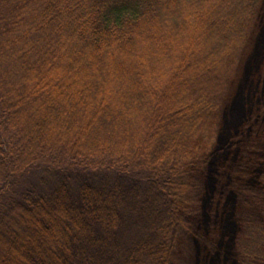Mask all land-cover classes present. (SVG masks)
<instances>
[{"label": "trees", "instance_id": "trees-1", "mask_svg": "<svg viewBox=\"0 0 264 264\" xmlns=\"http://www.w3.org/2000/svg\"><path fill=\"white\" fill-rule=\"evenodd\" d=\"M170 1L201 0H0V238L14 241L8 252L15 264H183L182 249L194 240L197 260L222 264L233 255L237 264H264V161L255 162L263 154L250 140L253 123L264 121L252 102L264 92V0H232L233 17L225 8L221 20L233 19L242 42L251 33L255 44L246 54L258 60L250 72L257 75L250 80L238 65H226L227 76L207 85L231 92L210 91V104L200 95L182 102L163 122L155 114L143 127L137 160L120 153V125L134 104L132 90L106 92L110 77L118 78L113 57L130 53ZM191 114L197 133L183 138L171 122ZM200 114L211 117V129ZM224 126L222 140L201 150L207 133ZM234 166L239 170L230 172ZM205 172V186L198 185L193 174ZM232 175L259 187L257 223L250 214L257 205L238 207L236 186L246 183ZM203 215L207 234L226 242L219 251L200 232Z\"/></svg>", "mask_w": 264, "mask_h": 264}, {"label": "rangeland", "instance_id": "rangeland-1", "mask_svg": "<svg viewBox=\"0 0 264 264\" xmlns=\"http://www.w3.org/2000/svg\"><path fill=\"white\" fill-rule=\"evenodd\" d=\"M231 1L232 0H201L200 2H195L192 5H185L183 2L173 3L170 1L167 4L165 10H162L165 11V14H162L161 18H157V21L153 20L150 24L151 26H149V29L143 30V33H141L139 38H137L135 41L134 49L130 53H125L124 51H115L113 57L115 63L113 64L114 68L118 71H115L118 73V78L115 82L110 77L109 84L111 85L106 87V92L116 89L119 90L118 93L122 94L125 91L127 94H129L132 90L130 98L134 104V108L130 111V113L128 112L130 115L128 118H126L128 122L126 123L124 120H122V124L120 125L123 133H126L125 137L120 143L121 154H125L127 157L131 156L133 160H137L139 155L142 154V148L139 149L137 146L140 145V140L142 141L145 136L143 127H145L146 122H150V119L152 121L155 114H157L158 117H160L161 122H163V120L166 119V111L168 112L170 110H176L177 106L182 102L190 103L191 101L197 99V97L200 95V98L202 97V99L205 100L204 102L210 104L211 102H209L208 99L214 95L210 94V91H213L216 94L214 97L217 95L224 96V91L226 92V95L227 92H231V87L226 91L225 89L218 90L212 85H207V82L210 81L211 77L217 76L221 79H224V77L227 76L225 71L228 65H230L229 67L232 65L235 66L234 64L238 65V67H240V69L246 73V76L249 74L247 78L250 80L257 75L250 74V72L252 69L258 70V60H254L253 63H251L250 57H248L246 54L251 52L250 42H254L252 39L249 42L251 33L250 35L246 36L247 39L245 42H242V40L237 37L236 33H238V30H236V32L231 30L233 27V19L221 21L225 17L223 12L225 14L228 12L225 11V8L226 10H229L230 17H233L231 16ZM195 8L198 9V12L201 15L197 16L194 13L195 11L191 10ZM194 16H196V18ZM25 24H27L26 20L22 22V25ZM259 30L260 29H256L253 35H257ZM263 30L264 23L262 31ZM133 52H135L134 55L132 54ZM237 58H240L238 64L236 63ZM122 71L127 73H125V77L123 76L125 80L120 82ZM116 73L113 75L115 79ZM262 79L264 80V76H262ZM125 81L128 82L127 86L126 84H123ZM134 85L135 87H133ZM258 98H260V100L252 98L254 108L260 107V109L255 111V114H259L257 113L259 110H261V113L263 114L264 92L260 94V97ZM123 99L124 96L120 97L118 99V104L123 102ZM181 99L183 101H180ZM248 105H250V102ZM221 106L222 105L220 103V108ZM249 109L248 112L251 111V109ZM180 114L181 113H179V115ZM202 115L203 114H200V118L201 120H204ZM147 117L149 120H147ZM262 118H264V116ZM262 118L260 117V119ZM176 121L177 120L175 119V121H172L171 124H179L177 128L181 129H179L180 131L178 130L180 136H183L184 138L186 132H193L196 135L197 132H195L193 129V124H195L194 121H197L195 114L185 117V119L182 121ZM207 122L211 123V129L213 125L211 117L208 116L205 118L204 123H206V125ZM239 122L240 121L237 120L234 125L238 126ZM223 124L225 125V122ZM259 124H262L263 128L259 127ZM215 125L217 126V123ZM207 127H209V125H207ZM225 129L226 127L224 126L220 128L217 133L216 130H211V132L209 131L210 133H207V135H210L205 136L201 150L208 149L215 143H219L224 137L223 135L225 133L223 132L221 134V132ZM189 133L188 135L190 137ZM175 134L177 133H174V135ZM251 136V145L256 146L261 155L263 154L262 157H257L256 160H254L256 162L258 159H260L263 162L264 121L260 122L259 120L258 124L253 123V131ZM199 141L200 139H198V142L192 147V152L197 148ZM244 142L247 143L248 141L245 139ZM191 144L193 145L194 143ZM154 151L155 150H152V152L149 151L152 157H156L154 155L156 151ZM178 152H180V150ZM212 161L213 158L211 163ZM131 163L135 166L137 165V161H132ZM211 163L210 168H212ZM48 166H44L43 169H46L44 173L57 174V171L55 170L54 172H51L53 170L49 169ZM237 168L238 167L235 166L232 167L230 172L238 171L239 169L236 170ZM224 172L223 182L228 183V179L226 178L228 175V168L227 171ZM261 172L262 173L258 174V177L262 182H264V171ZM232 176L236 179V175ZM193 177L197 181L199 180L197 182L198 185L202 183L201 185L205 186L204 183L207 181L206 172L204 174H193ZM36 178L37 177H35V179ZM216 179L220 180V177L217 176L213 180ZM239 179L240 181L243 180L242 182H245L246 184H242L240 187L236 186L237 202L239 197V202L237 205L243 211L248 210L250 203H252L253 206L257 205L258 209H250L251 217L254 218L257 223V221H259L258 210H261L263 206V197L255 195V192H258L259 187L256 185H252V187L248 186L250 184L246 181L248 178L243 179L241 177ZM239 179L236 180L239 181ZM208 184L209 183H207L206 186H208ZM230 194V196H232L234 193L230 192ZM230 204L231 203L226 206L223 205L222 208L228 210L227 208L230 209L231 207ZM204 205L205 204L201 203L199 207L200 210L202 207L201 212L205 207ZM185 214L182 216H186ZM204 220L205 215H203V225L202 227L200 226V232L202 231V234L205 235L204 240L209 243H215V247L218 246L216 251H219V247L224 246L226 242H222L220 238L215 241L211 235H208L205 230ZM226 224L228 225V222H226ZM4 239L5 240H2L0 238V260L5 264H15V255L12 252H8L14 241H12V238ZM4 244L7 246V248L2 249ZM6 251L8 252L7 254ZM182 251H185L186 255V261L184 259L183 264H198V261L199 264H210V257L208 260H206L205 257L201 255L199 256L200 260H197L198 252L195 240L192 242L189 249L186 250L184 248ZM216 251L212 258H214V255H216ZM237 258L238 257L236 256L235 259ZM213 261L214 260L212 259L211 264H213ZM222 264H237V260L234 261V257L231 255L230 259L226 258L225 260H222Z\"/></svg>", "mask_w": 264, "mask_h": 264}]
</instances>
